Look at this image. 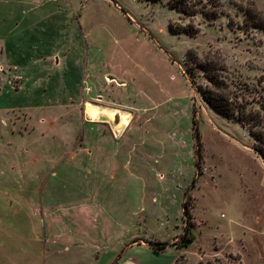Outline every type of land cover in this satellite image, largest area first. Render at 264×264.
I'll return each instance as SVG.
<instances>
[{"label": "rangeland", "instance_id": "obj_1", "mask_svg": "<svg viewBox=\"0 0 264 264\" xmlns=\"http://www.w3.org/2000/svg\"><path fill=\"white\" fill-rule=\"evenodd\" d=\"M30 1L0 0V39L38 37L11 18ZM196 1L201 12L182 20L165 2L65 1L78 20L65 67L74 84H31L24 95L0 81V264H173L180 255L264 264V159L245 127L202 99L203 73L186 67L190 49L218 56L230 91L257 107L264 31L238 7L264 15V0H216V18L202 13L208 0ZM169 22L198 33L171 34ZM7 52L39 75L40 55ZM89 104L129 112V124L115 133L114 120L89 121ZM183 211L193 243L154 253L149 243H178Z\"/></svg>", "mask_w": 264, "mask_h": 264}, {"label": "crops", "instance_id": "obj_2", "mask_svg": "<svg viewBox=\"0 0 264 264\" xmlns=\"http://www.w3.org/2000/svg\"><path fill=\"white\" fill-rule=\"evenodd\" d=\"M65 1L69 2V0H31L29 3L18 4L17 7L11 8L16 12L11 15V18L14 19V28L18 30L25 24V27L32 26L38 30L37 32L32 31V33H38V37L35 38L32 35L26 38V42H19L15 35L11 39H0V81L4 82L17 94L31 95V93L25 92L31 84L34 86L40 85L47 90L74 84L77 78L76 70L72 69L70 71L65 67H67L66 57L72 52L69 42L76 38L78 33V20L72 4L68 9L62 6ZM21 6H23L22 9ZM20 11L22 13L21 18L16 21ZM32 27L30 29H33ZM9 44H11V51H14L17 55H40L37 60V66L40 70L39 75L33 76L29 66L21 67L14 64L15 62L11 63L12 60L8 56L12 55H7ZM13 45H17V47H13ZM57 102H61V100L49 101L48 103L55 105ZM27 110V108H22L18 111H23L22 115H26ZM114 110L117 112L113 119V125L115 126L119 122L120 115L126 114V112L118 109ZM15 112L14 109L6 110V113ZM107 120L111 122V120ZM89 121L92 122V120ZM94 150L99 151V147L96 146Z\"/></svg>", "mask_w": 264, "mask_h": 264}, {"label": "trees", "instance_id": "obj_3", "mask_svg": "<svg viewBox=\"0 0 264 264\" xmlns=\"http://www.w3.org/2000/svg\"><path fill=\"white\" fill-rule=\"evenodd\" d=\"M150 3H164L171 10L180 14V20L184 18H193L197 13L201 12L196 5V0H141ZM209 6L212 8L202 11L208 18H216L219 12V5L216 0H208ZM207 7V6H206ZM239 10L243 12L245 21L251 27L264 31V15L262 12L254 9L251 4L246 6L240 5ZM167 29L171 34H185L194 36L198 33V27L192 22L183 26L179 22H169ZM186 67L193 73L199 70L203 73L207 84L198 87V91L206 104L219 115L239 123L245 127L249 135L254 140L253 150L264 159V98L259 97L255 100L257 107L248 109L249 103L240 100L238 96L230 91L229 86L224 81V72L226 65L218 56L206 55L199 57L193 49L187 51ZM184 230L178 243L157 242L149 243L148 247L156 254L163 252L168 246L176 249H184L189 247L195 240L191 232L192 223L190 221L189 211H183ZM132 243H136L133 241ZM173 264H186L183 256L175 258Z\"/></svg>", "mask_w": 264, "mask_h": 264}, {"label": "bare ground", "instance_id": "obj_4", "mask_svg": "<svg viewBox=\"0 0 264 264\" xmlns=\"http://www.w3.org/2000/svg\"><path fill=\"white\" fill-rule=\"evenodd\" d=\"M116 113L117 112L111 108H106L105 110H102V111L97 110L95 106H90V104L86 106V110H85L87 119L92 120V121L100 120L104 118L112 121ZM130 118H131V114L129 112H126V114H121L119 118V123L115 124L114 126V131L116 133L121 132V130L125 126L127 127V125L129 124Z\"/></svg>", "mask_w": 264, "mask_h": 264}, {"label": "water", "instance_id": "obj_5", "mask_svg": "<svg viewBox=\"0 0 264 264\" xmlns=\"http://www.w3.org/2000/svg\"><path fill=\"white\" fill-rule=\"evenodd\" d=\"M109 79H111V77H109Z\"/></svg>", "mask_w": 264, "mask_h": 264}, {"label": "built area", "instance_id": "obj_6", "mask_svg": "<svg viewBox=\"0 0 264 264\" xmlns=\"http://www.w3.org/2000/svg\"><path fill=\"white\" fill-rule=\"evenodd\" d=\"M51 1V0H50Z\"/></svg>", "mask_w": 264, "mask_h": 264}]
</instances>
